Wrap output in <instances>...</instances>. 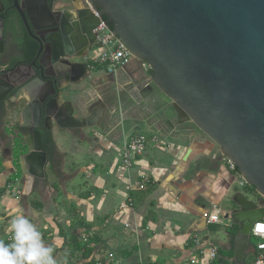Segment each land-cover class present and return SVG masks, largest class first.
I'll return each mask as SVG.
<instances>
[{
	"label": "crops",
	"instance_id": "1",
	"mask_svg": "<svg viewBox=\"0 0 264 264\" xmlns=\"http://www.w3.org/2000/svg\"><path fill=\"white\" fill-rule=\"evenodd\" d=\"M62 6L56 4L55 9ZM10 16L18 38H22L20 16L18 13ZM93 47L97 48V53L94 57L87 54L86 76L70 83L61 97V101L71 104L74 118L90 119L91 124L72 127L55 124L50 132L59 156L57 153L50 156L49 152L43 168L36 159L26 160V141L21 135L22 143L15 156L14 142L7 145L0 141V166L4 167L0 173V195H7L0 207V241L12 242L9 241L10 221L22 215L40 232L45 246L53 248L57 264H90L104 260L110 253L120 264H185L193 256L198 257L199 249L194 244L198 238L216 243L224 262L251 263L256 255L251 236L248 241L241 238V224L231 218L235 211L218 206L234 192L238 181L236 173L230 168L231 173L223 170L224 173L221 164L224 158L214 157V149L197 139V134L186 133L172 101L148 74V65L133 59L114 75H109L97 62L102 49L96 43ZM15 56L21 57L20 52ZM114 84L117 93L114 91L112 95L110 86ZM129 85L139 95H126L132 111L124 118L122 89ZM141 88L152 93L166 108L170 106L173 113L162 114L154 107L143 110L141 104L145 98L140 95ZM24 106L25 102L10 99L2 103L0 137L8 134L19 138L15 133H7L12 132V127L8 124L4 127L3 122L18 116L19 123ZM133 106L138 110H133ZM117 107L122 109V116L113 126ZM126 121L129 124L124 125ZM118 129L119 144L113 145L111 136ZM138 133L150 139L158 136L163 145L158 147L150 142L129 173L122 166L114 167L111 156L117 154L120 160L124 143ZM160 152H169L172 157L166 159ZM80 159L84 165H80ZM15 162L20 165L21 177L8 186V179L17 171ZM142 174H148L153 183L145 191L129 189V183ZM189 182L199 185L195 203L182 202V189L185 190ZM13 191L17 197L10 194ZM174 194L179 195L176 198ZM129 197L133 198V206L121 208ZM214 205L229 215L222 224L224 231L214 230L221 225H208L207 220L205 224L201 222L204 216L207 219ZM216 235L219 238H215ZM199 260L203 262L202 258Z\"/></svg>",
	"mask_w": 264,
	"mask_h": 264
},
{
	"label": "water",
	"instance_id": "2",
	"mask_svg": "<svg viewBox=\"0 0 264 264\" xmlns=\"http://www.w3.org/2000/svg\"><path fill=\"white\" fill-rule=\"evenodd\" d=\"M75 1L12 0L6 9L0 0V52L12 32L11 9L37 45L29 63L0 58V104L7 98L25 102V158L36 159L40 168L48 161L55 124H91L74 118L71 104L61 101L69 84L86 76V64L77 60L95 46L99 23ZM85 1L102 13L133 58L148 65L180 123L195 125L261 195L260 203L235 197L240 209L231 218L248 241L255 222L264 219V0ZM59 2L73 8L55 9ZM68 73L75 77L65 79Z\"/></svg>",
	"mask_w": 264,
	"mask_h": 264
},
{
	"label": "built area",
	"instance_id": "3",
	"mask_svg": "<svg viewBox=\"0 0 264 264\" xmlns=\"http://www.w3.org/2000/svg\"><path fill=\"white\" fill-rule=\"evenodd\" d=\"M88 7L99 21L98 26L94 30V34L96 36L95 43L102 49L97 62L107 74L114 75L120 68L125 67L130 62H132L134 58L114 35L112 27L103 17L102 13L99 10L93 8L90 4H88ZM150 142L158 147L163 145L161 139L158 136H153L150 139L146 134L143 133H138L132 136L124 143L120 153V162L124 171L129 173L136 161V158L143 155ZM226 160L230 169L236 173L238 177V183L241 186L247 185V182L240 177L237 168L231 163L230 160ZM152 183L153 180L148 174H142L137 180L129 183V189L132 191H145ZM10 194L13 197L18 196V194L14 191ZM6 196V193H2L0 195V207ZM129 206H133V198L131 197H129L128 200L121 205V208ZM225 216L226 214L221 211L217 205H214L211 212L207 215V224L222 225L225 222ZM250 236L257 238L259 242L255 245V258L249 264H258V261L261 262V264H264V219L255 222ZM9 241H11V238ZM194 244L199 249L198 257L193 256L189 263L185 264H243L236 262H224L221 260L219 246L210 239L198 238L195 239ZM199 257L202 258L203 262L199 260ZM90 264L120 263L115 259L114 254L110 253L104 260H98Z\"/></svg>",
	"mask_w": 264,
	"mask_h": 264
},
{
	"label": "rangeland",
	"instance_id": "4",
	"mask_svg": "<svg viewBox=\"0 0 264 264\" xmlns=\"http://www.w3.org/2000/svg\"><path fill=\"white\" fill-rule=\"evenodd\" d=\"M66 5H69V4H66ZM76 5H78V3H76ZM88 53H90V56L94 57L96 55V53H97V48L93 47L91 49V51H89ZM148 74L151 77V74L149 72H148ZM111 82H112V80H110V83ZM132 87H133L132 85H129V86H126V87H124L122 89L123 92H124V99L122 101V103H123V117L124 118H127L131 114L130 111H132L131 108H129L130 107V105H129L130 101H129L128 98H126V95L127 94H133L134 96H138L139 95V94H135V92H133V90H132L133 88ZM116 89H117V87H116L115 84L113 86H110V94L113 95L114 91H116ZM140 90H141V94L140 95L145 98L144 100H142V104H141V105H143V108H142L143 110H146V109L151 110V108L154 107V109L156 111L161 112L162 114H165L166 112H167V114H172L173 113L172 108L170 106L166 108L164 105L159 103L152 93H150L148 91H144V88H141ZM116 93H117V91H116ZM120 93H121V89H120V92L118 94L120 95ZM146 106H148V107H146ZM132 109L133 110H135V109L138 110V108H135V106H133ZM121 111H122V109L120 107H117V111H116L117 115L115 113L114 117L112 119V125L113 126H114V124H116V120L117 119H118V121L120 120V118L122 116V114L120 113ZM18 121H19V118L17 116V118L15 120L10 119L8 121L3 122V126L5 127V126L9 125L8 127H12V132L8 131L7 133H10V134L15 133V135H18L19 138L16 137V136H15V138L12 137V136H8V134H3V136L0 137V141L6 142L7 145H12V143L14 142V146H13L14 147V153H13V156H15L17 152L19 153L18 143L16 145V142H19V144H20V142L22 143V139H20V135L18 134V127H17ZM127 123H128V121H126L124 125H126ZM183 123L185 125L184 127L186 128V131H187L186 133L187 134H190L191 132L194 135L197 134L198 135V136H196L197 139H200L201 141H203V144L205 143V144H207V146L208 145L211 146V149L212 148L214 149V157H217V158L218 157H223V158H225L221 154V151L195 125H193L190 121H184L181 124H183ZM118 126H119V128H121L120 125H118ZM119 133H120V131L118 129L112 134L111 141H112L113 145L119 144V137H120ZM174 149H175L174 147L171 148L172 153L174 152ZM209 152H210V150H209ZM160 153L166 159H170L172 157V155H170L169 152H166V153L160 152ZM195 156H196V154L193 157H195ZM217 158L214 161H216ZM80 163H81L80 165H84L85 164L82 159H80ZM111 164L114 167H116V168H121L122 165L120 163V160H119V157L117 156V154L115 156L114 155L111 156ZM221 164H222V171L224 170V171H227V172L229 171L230 172V170H229L230 167H229V165L227 163L226 158H225V161L223 163L221 162ZM3 171H4V167L0 166V173L3 172ZM5 171H6V169H5ZM15 172H17V171H15ZM10 176H12V175H10ZM179 183H180V181H179V179H177L176 180V186H178ZM197 187H199L198 184L189 182L188 187L185 188V190L182 189V191H184L183 196H182V200H183L182 202L195 203V200L198 199V197H199L198 195L200 193V191L199 192L197 191L198 190ZM236 193L242 195L248 201H253L255 203H260L261 201H263V198L256 191V189L254 187L250 186L249 184L241 186L238 183V181H237V183L235 184L234 192H232L231 194L226 196L224 199H222V201L220 202V204L218 206H221V208H223L224 210H227V211H231V212L238 211L240 209L239 204L236 202V200H234L235 197H236ZM179 194H177V195H179ZM177 195H175L176 198L178 197ZM122 199H127V197H123ZM14 202H16V201H14ZM144 210H146V209L144 208ZM223 226L224 225H221V227H214V230H217V231H221L222 230V231H224L225 228ZM215 238H219V237L216 235ZM258 242H259V240L257 238L251 236L250 243L253 246H255Z\"/></svg>",
	"mask_w": 264,
	"mask_h": 264
},
{
	"label": "clouds",
	"instance_id": "5",
	"mask_svg": "<svg viewBox=\"0 0 264 264\" xmlns=\"http://www.w3.org/2000/svg\"><path fill=\"white\" fill-rule=\"evenodd\" d=\"M9 228L12 242L0 241V264H57L52 255L53 248L45 246L40 232L27 218L16 216L10 221Z\"/></svg>",
	"mask_w": 264,
	"mask_h": 264
},
{
	"label": "flooded vegetation",
	"instance_id": "6",
	"mask_svg": "<svg viewBox=\"0 0 264 264\" xmlns=\"http://www.w3.org/2000/svg\"><path fill=\"white\" fill-rule=\"evenodd\" d=\"M59 3H64V7H65V9H68V10H71L73 7V5H72V3H70V2H68V3H66V2H59ZM75 3H78V5H79V9H81V10H83V9H85V8H89L88 7V4L86 3V1L85 0H76L75 1ZM58 4V3H57ZM66 4H69V5H66ZM12 6V5H11ZM10 6V7H11ZM6 7V6H5ZM10 7H6V9H9ZM14 9H11L10 11H9V15L11 14V13H17L15 10L13 11ZM19 15V14H18ZM12 22V21H11ZM12 27V32L11 33H9V34H7L6 35V37H5V41H4V52H3V55H1L0 56V58H2V59H4V58H6L5 56L6 55H8V57H10V58H8V59H11V63H29V62H31V60H32V58H29V56H28V54H27V50H26V46H25V40L26 39H31L30 38V36L28 35V33H27V31H26V29H25V27H24V25H23V22H22V26H23V28H22V32H23V37L22 38H18V33H17V30H16V26L14 25L13 26V24L11 25ZM95 30V29H94ZM95 38H96V36H95ZM32 40V39H31ZM33 41V40H32ZM8 49L10 50V51H8ZM83 48H81V49H75L74 51H75V54H77V53H82L83 51H81ZM90 51V50H89ZM88 51V52H89ZM8 52H10V53H8ZM12 52H14V54H12ZM17 52H20V54H21V57L19 56L18 58H17V56H15L16 55V53ZM87 52V51H86ZM85 52V53H86ZM88 54V53H87ZM13 55V56H12ZM4 60H6V59H4ZM79 63H87V56L86 57H83V58H81V59H79V60H77ZM75 77V75H73V74H71V73H68L67 75H66V78L65 79H67V80H71V79H73ZM8 100V98L6 99V101ZM5 102V101H4ZM3 102V103H4ZM2 105V103L0 104V106ZM0 113H4V111H3V109H2V107L0 108ZM20 119H21V121L17 124V127H18V134L19 135H21V134H23V133H25L28 129L27 128H25L22 124H23V122H22V118H21V114H20ZM48 139H49V136H48ZM49 152H50V150H49Z\"/></svg>",
	"mask_w": 264,
	"mask_h": 264
},
{
	"label": "trees",
	"instance_id": "7",
	"mask_svg": "<svg viewBox=\"0 0 264 264\" xmlns=\"http://www.w3.org/2000/svg\"><path fill=\"white\" fill-rule=\"evenodd\" d=\"M1 1L3 2V4L7 8L12 5V0H1ZM25 46H26V50H27V54H28L29 58H32L33 55H34V53H35L36 47H37L36 43L34 41H32L31 39H26L25 40ZM150 74H152V71L151 70H150ZM1 120H2V116L0 115V126H1ZM48 136H49V148H50V156H51V154L53 155L54 153H57V148H56L55 142H54V140L52 138L51 132H49ZM17 143H18V146H19V142H17ZM58 156H59V154H58ZM17 159H18V157H17ZM14 166H15L17 172L12 177H10L8 179V183H7L8 186L11 183L19 180L20 177H21V168H20L19 163L18 162H15L14 163Z\"/></svg>",
	"mask_w": 264,
	"mask_h": 264
}]
</instances>
